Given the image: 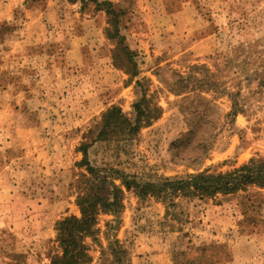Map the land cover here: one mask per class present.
Masks as SVG:
<instances>
[{"label": "rangeland", "instance_id": "1", "mask_svg": "<svg viewBox=\"0 0 264 264\" xmlns=\"http://www.w3.org/2000/svg\"><path fill=\"white\" fill-rule=\"evenodd\" d=\"M2 1L8 5L0 12L2 107L19 104L23 112H35L3 125L38 128L36 142L45 148L34 185L50 219L44 264L58 251L57 222L81 216L76 182L89 174L80 147L96 139L112 106L134 121L135 104L145 99V107L158 106L162 114L133 138L94 143L88 159L97 169L158 183L225 173L264 157V0H99L126 13L121 34L136 76L122 46L107 38L104 10L67 0ZM31 18L40 24L30 26ZM234 108L237 114L229 116ZM191 121L196 138L184 141ZM206 139L214 142L210 155L194 162ZM123 190L121 213L101 214L99 242L87 240L92 264L114 240L130 264H264V188L178 198L168 217L161 201Z\"/></svg>", "mask_w": 264, "mask_h": 264}, {"label": "trees", "instance_id": "2", "mask_svg": "<svg viewBox=\"0 0 264 264\" xmlns=\"http://www.w3.org/2000/svg\"><path fill=\"white\" fill-rule=\"evenodd\" d=\"M70 4L80 3L82 8L92 4L96 11L104 10L109 17V28L106 35L109 40H117L122 46L129 63H133L132 76H136L138 71L134 62L133 54L125 43V36L121 34L122 19L125 11L115 8L111 2L99 0H67ZM116 64V56H113ZM146 100L143 99L135 104L137 116L134 121L129 119L119 106H112L103 113L100 129L96 139L89 144L80 147L83 153L82 165L86 166L89 176H83L77 183L78 205L81 216H69L57 222L55 226L56 241L58 251L50 257L49 264H92L93 257L87 240L91 239L98 243L99 216L109 214L118 216L123 209V188L145 200L153 197L166 205V216L170 214L171 208L177 207L175 199H214L219 195L229 196L245 191L250 186L264 188V157L251 159L247 164L242 165L232 171L225 173H210L209 171L197 174H189L185 177L167 178L158 183H140L136 179L130 180L123 172L114 169L108 171L97 169L90 165L88 159L89 148L98 141L112 140L113 138L129 139L137 135L143 125H150L154 120L160 118L162 109L154 107L149 109L144 106ZM146 105V104H145ZM192 103L189 109H191ZM237 114L236 108L229 116ZM198 122V120L193 117ZM190 131L185 134L184 141H192L196 138L197 123L194 121L189 125ZM213 138V137H212ZM202 148V151L195 153L192 159L200 163L210 155L213 141ZM180 142V141H179ZM191 159V160H192ZM192 166V165H191ZM121 182L118 186L115 181ZM109 230L115 226L108 224ZM99 264H105L110 260V264H130L129 254L124 246L118 241H109L107 247H101Z\"/></svg>", "mask_w": 264, "mask_h": 264}, {"label": "crops", "instance_id": "3", "mask_svg": "<svg viewBox=\"0 0 264 264\" xmlns=\"http://www.w3.org/2000/svg\"><path fill=\"white\" fill-rule=\"evenodd\" d=\"M6 7L7 3L1 0L0 12ZM4 20L0 13V24ZM34 23L40 24L35 18L27 22L30 26ZM1 70L0 91H4L6 81L2 80L4 71ZM18 106L2 107L0 99V264H42V243L45 234H50V219L42 214L40 191L34 185L40 179L38 169L45 166V163L40 166L41 152L45 148H40L36 142L38 128L3 125L4 121L35 115V112H23ZM47 262L45 259L43 264Z\"/></svg>", "mask_w": 264, "mask_h": 264}]
</instances>
